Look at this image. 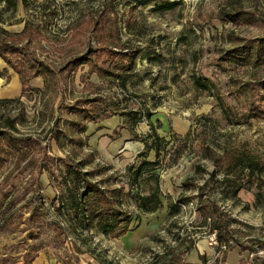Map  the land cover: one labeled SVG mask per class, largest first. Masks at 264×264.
Wrapping results in <instances>:
<instances>
[{
    "label": "rangeland",
    "instance_id": "obj_1",
    "mask_svg": "<svg viewBox=\"0 0 264 264\" xmlns=\"http://www.w3.org/2000/svg\"><path fill=\"white\" fill-rule=\"evenodd\" d=\"M175 1L172 9H158ZM100 14L116 18L122 44L139 48L127 89L90 72L88 65L66 69L70 60L98 46L100 36L110 35L92 29ZM0 20L12 34L28 22L42 32L31 45H18L22 52L9 55L13 62L29 72L27 60L37 58L58 72L54 79L49 74L42 89H10L5 94L13 101L0 102V126L14 118L16 135L41 143L23 148L30 154L18 164L17 151L7 153L8 143L0 139V264H28L36 253L62 264H179L193 240L208 241L211 225L198 211L197 193L216 171V159L229 152L264 167V0H30L28 6L20 1L15 12L0 4ZM243 45L253 46L258 57L240 62L232 52ZM92 56L97 62L107 58ZM2 60L14 68L0 56L5 89L12 84L9 69L1 72ZM94 98L104 107L105 99L120 98L129 110L152 116L130 129L122 113L107 117L96 110ZM90 109L97 112L95 119H83ZM78 125L85 126L81 133ZM154 129L164 140L159 155L151 151L147 159L159 164L136 184L132 168L145 149L138 137ZM68 155L81 160L94 180L126 191L149 194L156 185L151 175H159L164 207L140 215L138 226L121 237L92 227L74 229L67 209L55 201L62 188L53 185L52 176L62 179L50 160ZM234 170L237 176L239 169ZM225 175L217 172L219 179ZM254 179L237 194L214 181L206 192L240 221L231 223V243L242 245L251 264H264V170ZM186 182L193 186L186 189ZM179 198L186 202L171 215L168 203ZM125 205L140 211L131 192Z\"/></svg>",
    "mask_w": 264,
    "mask_h": 264
},
{
    "label": "trees",
    "instance_id": "obj_2",
    "mask_svg": "<svg viewBox=\"0 0 264 264\" xmlns=\"http://www.w3.org/2000/svg\"><path fill=\"white\" fill-rule=\"evenodd\" d=\"M22 2L25 6H28L30 0H0V4L5 3L8 9L13 12L17 11L19 2ZM178 2H167V4L158 6L159 10L172 9L176 7ZM110 13L114 12V7L109 9ZM105 16V17H104ZM1 22V20H0ZM90 25V23H88ZM92 29L95 31H105L108 30L110 35L100 36L98 46H90L85 53L76 56L66 64V69L69 71H75L78 67L88 65L90 72L97 73L100 78L110 79L113 82L119 83V85L127 89L128 79L135 69L136 59L139 54V48L135 46H129L122 44L120 37V30L118 26V21L111 19L107 14H100V18L92 20ZM41 30L38 27L33 26L31 23H27L25 28L21 33H9L2 27H0V56H2L11 66L20 74L22 84L27 87L30 81L43 74L47 71L48 76H46V82L51 81V76L58 72L52 70L50 66L45 64V62L38 60L37 58L28 59V71L20 67L18 64L13 62L10 58V54L21 53L22 49L19 48V44L31 45L37 37L41 35ZM107 33V32H106ZM121 45V46H120ZM264 46V44H262ZM120 46V47H119ZM243 45L242 47H237L233 50L234 57L240 59L249 58L251 56H257L258 53L253 50V46L248 47ZM247 48V49H246ZM264 49V48H263ZM96 53V57H101L102 55L107 58H103L101 62H97L92 57V54ZM258 57V56H257ZM26 58V57H25ZM108 58H111V62L108 63ZM120 60V61H119ZM113 61V62H112ZM52 75V79L55 76ZM100 98H94L95 109H101L107 114V117L112 115H123L127 117L128 121H131L130 129L134 128L140 122L143 121L144 117H151L150 112L143 111L141 109H128V106L121 104L122 100L120 98H110L105 99V107L103 104L99 103ZM11 99H2L1 103H10ZM105 108V109H104ZM95 109H90L89 115H85L83 119L87 120L91 118L95 119L94 112ZM89 110V109H88ZM97 113V112H96ZM16 119H8L6 125L0 126V139H5L7 141L6 152L17 151V161L18 164H22L29 156L30 152H24L23 148L29 146L37 147L40 145V140L33 139L32 136H18L16 135ZM85 126L78 125L79 132L84 131ZM133 131V130H131ZM140 141L145 144V149L142 153L143 160L140 164L132 168V178L136 184H139V179L142 177L143 173L147 170H153L157 166L158 162H153L147 159L148 154L151 151L156 152V156L159 155L161 151V142L164 138L157 133L154 129L153 133L149 136H139ZM3 148L0 145V152ZM213 157V154L210 153ZM33 157L30 159L32 160ZM52 163L60 169L61 181L54 174L52 176L53 185L62 188V194L57 192L55 201L62 202V209H67L69 212L68 220L71 222L72 227L87 230L95 229L105 235L114 234L117 237L127 235L130 231L134 230L140 221V215L156 212L157 210L164 207V193L161 188L160 176L152 174V177L156 178V185L150 191L149 194H142L141 192L132 189L131 191H126L124 186H115L113 184L101 183L98 180H94L91 177L90 171L83 170V162L77 160L72 156H67L65 158H55L50 157ZM215 160V158H214ZM59 162L63 163V168H60ZM216 171L209 173V176L205 179L201 186H198V211L204 217V221L211 225V232H216L217 239L221 244L227 245V251L235 248L236 246H241V244L231 243V223L240 222L238 219L233 218L230 214L220 207L219 203L211 196H207L206 188L213 181L216 184H229L233 189L234 193L237 194L240 190L249 186L247 182L252 181L253 177L255 179H260V175L264 170V167L257 161L247 158L246 160L242 157L237 156L234 153H227L225 156H221L216 159ZM53 163V164H54ZM41 169L40 175L43 174V169ZM234 169H239V174L235 176L233 174ZM219 170H225L226 175L223 179L217 177V172ZM237 171V170H236ZM256 172L258 174H256ZM255 174L257 176H255ZM254 179V182L256 183ZM186 189L193 186L192 183L186 182L183 184ZM134 196L136 203L139 207V212H133L126 207V202L129 195ZM206 197V198H205ZM186 199L179 198L177 202L170 201L168 207L170 209V214L175 215L180 211V204L185 203ZM210 218V222L207 220ZM138 219V223L133 225L134 221ZM76 221V222H74ZM59 229L66 232V229L61 223L58 224ZM195 240L192 241L189 246L188 251H191L195 246ZM38 255L36 253L34 257L29 261L28 264H32L33 259ZM202 264H208L206 258L202 257ZM179 264H184V260L181 258Z\"/></svg>",
    "mask_w": 264,
    "mask_h": 264
},
{
    "label": "crops",
    "instance_id": "obj_3",
    "mask_svg": "<svg viewBox=\"0 0 264 264\" xmlns=\"http://www.w3.org/2000/svg\"><path fill=\"white\" fill-rule=\"evenodd\" d=\"M2 62L3 64H1L2 65L1 72H3L5 68L9 69L8 74L11 77V82L9 83V85L10 84L12 85L11 87H7L5 89L1 88L6 78V75L1 73L0 74V99H10L6 97L5 92H8V94L10 95L12 93L10 91L16 90V92L18 93V91H22L23 84L21 81L20 74L16 70L12 69L11 67H8L7 64L3 60ZM45 80H46V76L42 74L40 76L33 78L30 81L29 85L31 88L34 87V88L42 89V87L44 86V83L46 82ZM48 183H50L49 180H48ZM240 247L241 246H236L235 248L227 251L226 254L224 253L222 257H217L218 248H216L214 252L215 246H211L209 243V240L208 241L200 240L195 243V246L193 247V249L186 255V258L184 259V264H202L203 256L206 258L208 264H214L215 258H219L220 260H222V262L224 261V263H220V264H251L252 260L248 259L247 257L243 255V248L242 247L240 248ZM32 264H62V263H59V260L57 259L54 260L45 254L38 253V255L33 259Z\"/></svg>",
    "mask_w": 264,
    "mask_h": 264
},
{
    "label": "built area",
    "instance_id": "obj_4",
    "mask_svg": "<svg viewBox=\"0 0 264 264\" xmlns=\"http://www.w3.org/2000/svg\"><path fill=\"white\" fill-rule=\"evenodd\" d=\"M209 243L211 246H215L216 248H218V252H217V257H222L225 253V251L227 250V245L226 244H221L219 243L218 239H217V234L216 232H212L209 235Z\"/></svg>",
    "mask_w": 264,
    "mask_h": 264
}]
</instances>
